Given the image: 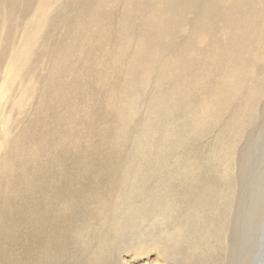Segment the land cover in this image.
Masks as SVG:
<instances>
[{
  "label": "rangeland",
  "instance_id": "rangeland-1",
  "mask_svg": "<svg viewBox=\"0 0 264 264\" xmlns=\"http://www.w3.org/2000/svg\"><path fill=\"white\" fill-rule=\"evenodd\" d=\"M99 1L0 0V264H253L264 243V199L255 219L251 211L264 176V58L249 62L252 81L226 91L227 103L204 87L169 91L176 76L159 85L160 69L143 66L136 42L127 55L114 50L108 74L95 62L96 74L78 82L65 45ZM182 1L189 31L212 0ZM225 15L215 9L217 21ZM86 34L98 44L91 27ZM247 39H264V27ZM187 42L159 61L173 66ZM138 50L145 56L132 59ZM68 69L76 76L58 73ZM195 105L209 110L194 122ZM201 168L218 179L207 199L182 178ZM87 189L78 215L75 192ZM132 190L140 207L124 216L114 205ZM189 224L195 232L182 238Z\"/></svg>",
  "mask_w": 264,
  "mask_h": 264
},
{
  "label": "bare ground",
  "instance_id": "bare-ground-1",
  "mask_svg": "<svg viewBox=\"0 0 264 264\" xmlns=\"http://www.w3.org/2000/svg\"><path fill=\"white\" fill-rule=\"evenodd\" d=\"M12 1L10 0L11 3ZM198 3L199 0H191L188 5L191 8L193 6L198 8ZM93 4L96 6L90 9L84 28L75 31L72 39H69L65 45L68 53L74 57L68 67L76 72L78 82L85 81V73L88 71L93 75L96 74L98 64L95 62L104 66L103 71L108 74L109 61L114 50L122 45L119 53L121 56L127 55L130 45L136 42L147 54L143 66L146 69L155 67L160 69L159 85L168 84L171 78L176 76L178 82L171 86L169 91L190 97L192 91L199 92L206 88L212 100H223L227 103L230 96L226 91L240 89L242 91L247 82L252 81L253 72L247 71L249 62L255 65L259 59L262 61L264 58V39H247L248 36L260 35L264 27V0H212L208 4V15H202V22L197 23L189 31L184 24L186 17L178 16L181 11L180 6L186 5L182 0H124L122 4L120 3L122 12L119 16L114 14L119 5L117 0H104ZM26 5L28 6L29 3ZM160 5L165 7L162 8ZM217 8L225 11L224 21H217L215 17ZM149 9L154 10V16L150 14ZM256 13L259 15L258 18H255ZM247 14L251 17H244ZM115 20H119L117 26L112 25ZM233 20L236 21L237 28L231 24ZM90 27L93 34L97 35L99 45L95 42L97 39H88L90 35L86 32ZM240 34L241 39H234ZM182 38H187L189 42L184 44L175 55V64L166 67L159 60L165 53L174 51L175 45ZM102 39L108 40L109 44L114 43L116 39L118 42L105 48L102 46ZM199 39H207L206 45H203L205 42H199ZM69 48H72L74 53L69 51ZM251 51L253 54L249 56ZM144 52L136 51L132 59L144 57ZM152 59H156L157 62L153 63ZM58 73L65 77L69 74L75 75L70 69ZM73 82H75L74 78ZM257 84L258 81L255 80V85ZM228 107L229 104L226 108ZM208 110L206 106L195 105L189 109L187 116L195 122L199 112L205 114ZM110 114L111 112L108 111L103 112L105 116ZM182 178L189 179L192 184L191 191L201 194L205 199L218 185L217 177L207 168L185 172ZM262 178L261 191H254L253 196L251 211L255 216L254 219L259 215L261 201L264 199V176ZM91 193V189L75 192V198L79 202L76 207L78 215L87 208V200ZM179 196L185 199L188 194L182 192ZM141 198L142 194L139 191L132 190L125 193L114 206L120 207V213L128 216L136 213ZM178 232L182 238H185L194 233L195 229L189 224ZM198 250H201V247ZM263 253L264 243L261 241L260 251L253 264H262ZM249 261L250 254L246 256L244 263ZM193 264L201 263L196 260Z\"/></svg>",
  "mask_w": 264,
  "mask_h": 264
}]
</instances>
